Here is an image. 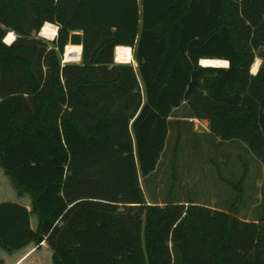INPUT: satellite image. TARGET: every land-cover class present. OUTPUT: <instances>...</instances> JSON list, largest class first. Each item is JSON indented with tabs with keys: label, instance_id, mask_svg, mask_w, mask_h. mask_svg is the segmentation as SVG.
<instances>
[{
	"label": "trees",
	"instance_id": "16d2710c",
	"mask_svg": "<svg viewBox=\"0 0 264 264\" xmlns=\"http://www.w3.org/2000/svg\"><path fill=\"white\" fill-rule=\"evenodd\" d=\"M46 23L57 28L51 42L36 38ZM73 32L80 62L62 63ZM117 47L136 69L114 63ZM256 57L264 0H0V169L30 199V211L0 203V249L46 242L52 264H264V219L148 205L139 184L183 105L264 165Z\"/></svg>",
	"mask_w": 264,
	"mask_h": 264
},
{
	"label": "rangeland",
	"instance_id": "374dc122",
	"mask_svg": "<svg viewBox=\"0 0 264 264\" xmlns=\"http://www.w3.org/2000/svg\"><path fill=\"white\" fill-rule=\"evenodd\" d=\"M36 38L47 42L54 39L42 37L40 32ZM126 64L137 68L133 60ZM207 126L206 121L190 119L184 105L173 112L156 170L147 178L139 177L146 203L163 206L192 202L245 221L264 219V165L243 143L220 141ZM29 201L27 195L17 194L0 169V203ZM30 221L35 228L34 215Z\"/></svg>",
	"mask_w": 264,
	"mask_h": 264
},
{
	"label": "crops",
	"instance_id": "0c3cea01",
	"mask_svg": "<svg viewBox=\"0 0 264 264\" xmlns=\"http://www.w3.org/2000/svg\"><path fill=\"white\" fill-rule=\"evenodd\" d=\"M115 64H126V63H119L115 60ZM20 204V203H19ZM24 206L28 211H30V201L26 204H20ZM32 216V215H31ZM30 216V218H31ZM30 227L32 230H35L37 227V219H36V227L34 228L31 225ZM52 252L49 249L46 242H42L39 246H35L33 243H30L12 253H6L0 249V261L1 264H52L51 261Z\"/></svg>",
	"mask_w": 264,
	"mask_h": 264
},
{
	"label": "bare ground",
	"instance_id": "6f19581e",
	"mask_svg": "<svg viewBox=\"0 0 264 264\" xmlns=\"http://www.w3.org/2000/svg\"><path fill=\"white\" fill-rule=\"evenodd\" d=\"M57 33V29L55 26L46 23L44 24V26L42 27L41 31H40V35L42 37L48 38V39H53L55 37ZM8 36V34H7ZM6 36V37H7ZM115 59L117 62L119 63H130L132 62V53H131V49L127 48V47H117L115 48ZM80 52H81V48L80 46H66L65 49V53H64V60L65 62H77L79 60V56H80ZM222 62L220 60H201L200 64L201 66L204 67H221L224 68L222 66Z\"/></svg>",
	"mask_w": 264,
	"mask_h": 264
},
{
	"label": "clouds",
	"instance_id": "9594fccd",
	"mask_svg": "<svg viewBox=\"0 0 264 264\" xmlns=\"http://www.w3.org/2000/svg\"><path fill=\"white\" fill-rule=\"evenodd\" d=\"M14 39H15L14 33L13 32H9L8 36L5 39V43L10 46ZM262 62H264V61H261V59L259 57L255 58L253 66H252V69H251V74L253 76L258 74V69H259V66H260V64ZM222 66L224 68H228V67H230V62L225 60V61L222 62Z\"/></svg>",
	"mask_w": 264,
	"mask_h": 264
},
{
	"label": "water",
	"instance_id": "95a60500",
	"mask_svg": "<svg viewBox=\"0 0 264 264\" xmlns=\"http://www.w3.org/2000/svg\"><path fill=\"white\" fill-rule=\"evenodd\" d=\"M68 45L69 46H80V48L82 49V34L79 32L71 33L69 35ZM65 49H66V47H65ZM65 49H64V53H65ZM63 57H64V54H63ZM79 59H80V56H79ZM63 63H66L65 60H63ZM199 65L201 66L200 62H199ZM202 67H204V66H202Z\"/></svg>",
	"mask_w": 264,
	"mask_h": 264
},
{
	"label": "built area",
	"instance_id": "2783aa9c",
	"mask_svg": "<svg viewBox=\"0 0 264 264\" xmlns=\"http://www.w3.org/2000/svg\"><path fill=\"white\" fill-rule=\"evenodd\" d=\"M57 29V28H56Z\"/></svg>",
	"mask_w": 264,
	"mask_h": 264
}]
</instances>
